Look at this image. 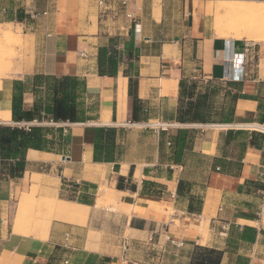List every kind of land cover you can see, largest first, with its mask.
I'll list each match as a JSON object with an SVG mask.
<instances>
[{"label":"crops","instance_id":"1","mask_svg":"<svg viewBox=\"0 0 264 264\" xmlns=\"http://www.w3.org/2000/svg\"><path fill=\"white\" fill-rule=\"evenodd\" d=\"M231 1L239 0L222 2ZM214 2L0 0V25H18L22 42V57L0 77V124L51 126L42 137L54 146L28 148L21 166L0 160V264H138L128 258L134 246L148 264H189L195 245L223 251L220 264H264V140L252 143L264 133L248 126L264 127V26L217 36ZM54 76L83 81L78 120L13 121L15 87L22 109L37 104L44 116ZM181 80L201 84L211 109L231 121H177ZM211 84L226 90L214 95ZM97 128L115 131L107 160H94ZM104 196L115 210L97 205ZM59 200L87 209L84 222L57 217ZM28 203L45 208L39 219L25 220Z\"/></svg>","mask_w":264,"mask_h":264},{"label":"trees","instance_id":"2","mask_svg":"<svg viewBox=\"0 0 264 264\" xmlns=\"http://www.w3.org/2000/svg\"><path fill=\"white\" fill-rule=\"evenodd\" d=\"M52 85V101L51 105L45 107L44 116L40 115V110L37 104L34 105L33 110L26 111L22 109V93L17 92V86L12 96L11 116L15 122H31L34 119L38 122H74L82 115V111L78 107V97L83 89V81L77 76H59L51 77ZM188 81L181 80L179 83L180 105L176 119L181 123L189 122H209L212 117L207 114L211 109L208 96L206 93L196 94L193 98V91H189L186 85ZM194 82V81H193ZM128 96L132 102L131 120L138 121L140 101L136 97V81L132 78L128 80ZM185 98V101H184ZM231 112L228 114L219 112L218 119L223 122L231 121ZM52 129L51 126L46 125H29L27 127H20L18 125L0 124V160H19L18 166L24 159L25 151L28 148H35L46 151H53L54 146L49 143L46 138L42 137L44 131ZM57 131H61L57 127ZM114 129L111 128H97L95 131L94 141V160L98 161L101 158L107 160L110 158L106 147L109 143L114 142ZM232 132L229 131L228 135ZM264 140V135L261 133H252V143H257ZM99 155L98 153H103ZM10 174L16 175L17 169L11 167ZM123 178L118 179L117 187L123 188ZM180 181L178 185V192L183 188ZM131 188H134V186ZM192 211V208H189ZM223 251L209 248L206 246L195 245L191 252V260L189 264H220Z\"/></svg>","mask_w":264,"mask_h":264},{"label":"rangeland","instance_id":"3","mask_svg":"<svg viewBox=\"0 0 264 264\" xmlns=\"http://www.w3.org/2000/svg\"><path fill=\"white\" fill-rule=\"evenodd\" d=\"M261 12L262 13H261L260 17L258 16L259 14L256 15L258 17H256L254 15V17H253L254 19L247 18L246 20H244V21H246L245 23L242 21V23H244V24L238 23V26L240 28L245 26L244 28H248V29H254V28L257 29L260 26H264V10L263 11L261 10ZM220 17L221 16H216V18L214 17V19L217 20ZM215 20H213V21H215ZM227 20L228 19H226V25H229V24L231 25L232 24L231 25L232 28H234V27L236 28L237 27V23H235L233 20H228V21ZM253 20L256 21V22H253ZM249 22H251V23H249ZM252 22H253V26H252ZM262 22H263V24H262ZM1 25L2 26L0 27V31H2V32L0 33V50H1L0 51V59H2V61L0 60V73H1L0 77H3V76H5V75H7L9 73V71L13 68V65L22 57V42H21V39H20V36H19L20 28H19L18 25H16V24H1ZM4 30H5V32H4ZM10 31L12 32L11 35H9L11 33ZM4 33H8V34H4ZM186 85L189 87V89H188L189 91H193V98L194 99L196 98V94L201 93V90H200L201 84H199L198 82L188 81L186 83ZM210 90L215 95V93L225 92L224 90H226V86H224V84L223 85L222 84H211ZM184 101H185V98H184ZM213 101H214V98H213ZM216 111L217 110H215V112ZM215 112H214L213 109H210L209 113L207 114V116L208 117H212V118H216L214 116H217L218 114L215 113ZM102 190L103 191H107V189L105 187H102ZM26 194H29L31 196V199L33 198L35 200V203L39 200V198L35 197V192H33V191H31L30 193H26ZM22 195H25V193L22 194ZM22 195H21V197H22ZM104 195H105V192H104ZM21 197H20V199H21ZM101 199H102L103 203H101V202L98 203L97 202L98 206L101 205V206H105L106 208H110V210H115V207H114L112 201L107 199L105 196L102 197ZM19 201H18V203H19ZM27 208L28 209L26 211V216H25L26 217V219H25L26 221L35 220L36 218L39 219V217L37 216V213L40 214V213L45 211V208H41L40 212H37V210L35 209V206L33 207L30 204H29V206ZM53 215L54 214H51V217ZM46 216L50 217V215H46ZM101 220L106 222L107 224H109L111 229L114 230L115 225L113 223L114 220L112 218L108 219V217L107 218L101 217ZM26 227H28V226H26ZM200 229H202V228H200ZM142 249L143 248H141L139 246H134V250L130 253L128 258H130V260L132 262H139L138 264H148L147 261H146V257L144 255L145 253H144V251H142ZM151 263H155V260L152 261Z\"/></svg>","mask_w":264,"mask_h":264},{"label":"bare ground","instance_id":"4","mask_svg":"<svg viewBox=\"0 0 264 264\" xmlns=\"http://www.w3.org/2000/svg\"><path fill=\"white\" fill-rule=\"evenodd\" d=\"M222 1L220 0V2H219V0H218L217 4L215 3L216 1L214 2L216 4L215 8H214V17L216 18V16H221L217 20H215L213 18L215 21H212V29L214 30V33L217 36H227V35H229L232 38L233 37H238L239 38L240 36L245 35V31L249 30V29L248 28H244L245 26L240 28L238 26V23H242V21L245 23L246 21H244V20H246L247 18L254 19L253 18L254 15L256 16V15L259 14L258 16L260 17V15L262 13L261 10L262 11L264 10V3L263 4L262 3L261 4H256L255 3L254 4L253 2H250V1L246 2L245 0L244 1H242V0L241 1L240 0L239 1H231V2H222ZM258 16H256V17H258ZM226 19L233 20L235 23H237V27L236 28L235 27L232 28V26H231L232 24L231 25L229 24L231 27L229 25H226ZM253 22H256V21L253 20ZM253 22H252V26H253ZM244 23H242V24H244ZM249 23H251V22H249ZM262 24H263V22H262ZM1 26L2 25H0V27ZM243 30H245V31H243ZM1 32L2 31H0V33ZM4 32H5V30H4ZM251 32H253V30ZM8 33H4V34H8ZM11 34H12V32L9 35H11ZM246 37H248V36L246 35ZM0 60L2 61V59H0ZM125 89L126 88H125V84H124V85H122V88H120V92H126ZM248 126H251V127L255 128L257 130L264 131V127L260 126V125H257V124H252V125H248ZM34 156L35 155L33 153H28V157L29 158H32ZM45 156L46 155L44 154V157ZM47 157H49V155ZM89 166L90 165L88 163V167ZM85 167L87 168V166H85ZM87 169L89 170L90 168H87ZM33 179L34 180H38V178L36 176H33ZM150 204H151V206L157 208V204L156 203H150ZM86 210L87 209H82L81 207H78L73 202H66V201H63V200H59L57 202V206H56V216L57 217L61 216L63 218L69 219V220L84 222L83 220L86 217Z\"/></svg>","mask_w":264,"mask_h":264},{"label":"built area","instance_id":"5","mask_svg":"<svg viewBox=\"0 0 264 264\" xmlns=\"http://www.w3.org/2000/svg\"><path fill=\"white\" fill-rule=\"evenodd\" d=\"M128 1L129 0H119L120 6L125 7L128 4ZM43 14H45V12H43ZM39 15L40 14L38 12H33L30 14V18L36 19V18H38ZM84 54H85L84 51L80 52L81 56H83ZM241 69H243V66H241ZM251 128H253V127H251ZM253 129H255V128H253ZM255 130H257V129H255ZM258 131L264 133V131H262V130H258ZM261 196L262 197H261V202L259 205V211L263 212L264 211V191H261Z\"/></svg>","mask_w":264,"mask_h":264},{"label":"water","instance_id":"6","mask_svg":"<svg viewBox=\"0 0 264 264\" xmlns=\"http://www.w3.org/2000/svg\"><path fill=\"white\" fill-rule=\"evenodd\" d=\"M65 158H66V159H69L68 157L62 156V159H65Z\"/></svg>","mask_w":264,"mask_h":264}]
</instances>
